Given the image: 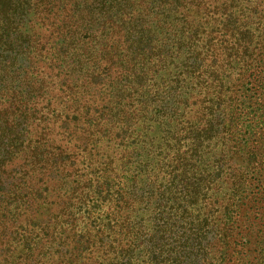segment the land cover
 <instances>
[{
    "label": "trees",
    "instance_id": "1",
    "mask_svg": "<svg viewBox=\"0 0 264 264\" xmlns=\"http://www.w3.org/2000/svg\"><path fill=\"white\" fill-rule=\"evenodd\" d=\"M197 4L196 0H0V223L26 215L35 226L44 223L48 235L51 221L54 234L58 226L70 225L74 233L69 244L79 264L84 252L105 238L107 244L102 246H116L121 252L133 249L134 227L123 211L135 201L146 206L174 202L183 214L175 212L173 223H160L163 231L170 226L169 253L178 254L177 246L183 252L170 264H264V126L259 125H264V74L263 68L247 74V62L241 65L239 59L240 46L246 44L242 53L251 50L254 57L251 44L256 38L263 41L264 9L246 15L240 7L228 15L223 33L236 24V33L249 43L233 41V52L227 53L243 69L214 79L197 74L207 60L205 53L211 50L208 55L216 58L213 37L200 44L198 36L202 38L212 23L206 29L211 35L218 23L213 17L203 21ZM160 15L163 19L155 22ZM174 20L179 31L171 35L166 30L162 37L163 23L170 27ZM223 41L228 42L229 36ZM260 50L251 63L256 68L264 59V45ZM222 55L219 59L224 62ZM168 59L178 70L158 75L159 70L149 66ZM134 60L145 68L135 88L136 78L126 77L123 83L133 74ZM192 65L194 70L186 69ZM168 79L177 87L174 94H166L171 99L163 115L167 112L177 126L182 123L174 131L186 132L185 141L176 138L173 169L153 165L144 179L145 168L135 174L139 158L135 154L149 155L145 148L153 144L150 135L155 131L151 121H158L152 109L154 103L162 104L155 102L156 96H166L165 89L159 91V82ZM226 82H231L229 90H223ZM132 93L143 98L138 99L141 105L125 101ZM250 111L253 117H245ZM254 127L260 129L259 135L253 133L246 146L245 135ZM205 137L216 139L218 155L231 156L237 172L223 176L215 164L207 162L210 172L208 164L202 166ZM142 141L146 144H139ZM112 145L120 155L106 153ZM237 168L257 174L246 181ZM143 180L149 186L144 191L142 184L138 186ZM81 223L85 225L80 227Z\"/></svg>",
    "mask_w": 264,
    "mask_h": 264
},
{
    "label": "rangeland",
    "instance_id": "2",
    "mask_svg": "<svg viewBox=\"0 0 264 264\" xmlns=\"http://www.w3.org/2000/svg\"><path fill=\"white\" fill-rule=\"evenodd\" d=\"M197 3L200 4V11L202 14L200 17H203V21L205 19L210 20V18L217 19V25L213 26L215 29L213 30V33L211 35H208L207 32H210V28H212V23L207 27L204 33H201L199 39V43L202 44L204 41H206V38L210 39L213 37V42L215 44L214 51L216 53V58L211 57L210 54L212 51L209 50L207 53L204 54L207 57V60L202 65V67H199V75H213L212 77L214 79L221 78L222 76L226 75L228 78V75H236L238 72H240L241 68L237 67L236 63L232 62L231 55L227 56L228 52H233V41H241L242 42H248V38H244L243 34L236 33V24L231 25L230 32L226 33L221 29L223 27V24L226 22V19L228 15L231 17L233 12H239L240 7L243 9L242 13H245L246 15H252L251 12L254 11L255 8L264 9V0H196ZM224 1H228L227 4H224ZM202 3V4H201ZM196 6V5H193ZM216 11V12H215ZM263 13V11H262ZM164 15H160L157 18H155V22L159 18L163 19ZM258 14L255 16V20L257 21ZM176 20L172 21V25L168 27L167 23H163V34L162 37H165L167 34L165 33L166 30H169V34H173L174 31L181 28V26L176 25ZM206 23L204 22V27ZM256 25V23H255ZM218 27V28H217ZM233 33L237 34L236 37L239 38V40H236V37L233 36ZM229 41L224 42L223 40L228 39ZM264 37V36H263ZM205 38V39H204ZM261 38H256V44L253 42L251 46H253L254 54L257 55V53L260 50V48H263L264 45V39L263 41L260 40ZM84 43L86 44L88 42V39H83ZM260 40V42H259ZM245 45H242L239 47V52L241 55V65L245 62L246 65L244 66V69H248L246 72L247 74L251 73L252 71H256V69L263 68V74H264V59L261 62V66L259 68H256L252 66L251 63H255V55L254 57H250L251 50L246 51V53H242V51L245 49ZM259 45V46H257ZM125 46H128V44H125ZM255 46V47H254ZM217 47V48H216ZM123 49V47H122ZM131 49L133 50L134 47L131 46ZM225 50L226 54L222 55L221 51ZM206 51V49H204ZM128 51L126 50V53ZM262 52V51H261ZM219 54L222 55L221 59H224V62L219 59ZM132 55L129 56V60L132 59ZM264 57V56H263ZM86 58V57H85ZM244 58V59H242ZM2 57L0 56V60ZM68 61V60H67ZM135 61L133 62V74L129 76H125L123 78V83H125V78L127 79H133L136 78L135 85H133V88L138 86L141 83V80L139 77H141L139 74L142 69H145L140 65V68L138 65L135 64ZM171 59H168L165 63L161 62H154L151 63L149 66L150 68L153 66L152 69L159 70L158 75H167L166 72L169 70H178L174 63H170ZM177 62V61H176ZM189 62V61H188ZM222 62V64H219ZM260 63V62H259ZM139 64V63H138ZM210 64H213V66L209 67ZM156 65V67H155ZM169 65V66H168ZM218 65H222V68H218ZM239 65V66H241ZM167 66V67H166ZM234 66V67H232ZM196 67V66H195ZM198 67V66H197ZM186 69L189 71L194 70V66H188ZM87 69H82V73L86 71ZM136 70V73L134 71ZM144 71V70H142ZM154 71V70H152ZM125 75V74H122ZM155 75V74H154ZM143 76V75H142ZM158 76L157 78H159ZM202 76L203 79L204 78ZM206 78V77H205ZM204 78V84L201 85L203 90H206V82ZM152 79L150 76L147 78ZM212 78L209 79V81ZM168 84V85H167ZM146 87L150 89L153 88V84L148 85L146 83ZM157 85V84H156ZM159 91L164 92V95L167 93L171 95L175 93V89L177 85L175 83H171L170 79L167 80L166 83L163 84V82H159ZM163 86V87H162ZM236 86V85H235ZM118 87V86H117ZM229 87H231V82L223 86V90H229ZM132 87L131 90H134ZM117 89V88H116ZM115 89V90H116ZM233 89V88H232ZM210 90V89H209ZM163 95V94H162ZM138 99H143L142 97H139L138 94L132 93V97L130 100L126 99V102L131 101V104L141 105L140 102H138ZM171 99V96H156V103H159L161 101V105L155 106L152 109V113H156V118L158 121H155L153 118L152 125H154L155 131L151 132L150 139L152 138L153 144L146 145L145 150L149 152V155L144 153L143 155H139L138 153L135 154L137 157V165L138 168L134 169L136 172L135 174H138L140 170H143L144 168L146 171L143 172V178H147L148 174L151 173L149 167L151 168L153 165L162 164L167 167V169H173L174 165H177L175 158L177 153H175V150L177 149L176 145L174 143H177L176 138L178 137L181 141H185L182 139L183 136L186 135V132H175L174 130H178V128L181 127L182 123L177 126L178 121H174V119L171 120L170 116L166 113L163 115V113L167 110L163 108L170 106V104H167V101ZM163 110V111H162ZM168 111V110H167ZM159 112V113H157ZM245 117L252 118L253 114L250 111V113L246 114ZM260 126H264L262 123H259ZM138 126V125H137ZM177 126V127H176ZM148 131V130H146ZM260 129L258 127H254V129L251 130V134H247L246 136V146L250 143H252V140L254 139V134L256 136L259 135ZM256 132V133H255ZM254 133V134H253ZM156 135L157 138H154L153 136ZM207 135V133L205 134ZM148 136L145 140H148ZM141 140V138H140ZM212 140V142H211ZM207 139L205 137L203 141V148H202V155L201 160L203 162L202 166L206 163L208 164V171L210 172V164L207 162H210L211 164H215L217 166V169L219 167L220 173L223 176L229 175L233 173V170L235 168H232L234 166L238 167L235 162H230L231 156L227 155H218L219 154V145L215 138L213 139ZM176 141V142H175ZM143 142V143H142ZM139 142V144L144 145L146 144L145 141ZM106 153L109 155H120V149H117V147L114 145L108 147L106 149ZM136 156L133 158L136 159ZM175 157V158H174ZM147 165H149L147 167ZM264 166V165H263ZM238 170V168H237ZM239 172L244 174V179L247 181L252 180L256 176V172H253L252 169H241L238 170ZM235 172L236 169H235ZM161 175V174H160ZM171 173L168 172L167 176L170 177ZM142 179V176L140 177V181ZM254 180V179H253ZM142 184L143 191L147 190V187H149L146 182L143 180L138 184L140 186ZM228 187L225 186L223 189H226ZM245 187V186H244ZM209 189V187H208ZM140 190V191H142ZM207 190V189H206ZM208 195H205V198H207ZM53 196L50 198V200H53ZM237 198V197H236ZM235 197L232 198L231 201H234ZM237 200V199H236ZM138 201V200H137ZM133 203L129 209H126L124 212V215L127 216V222L131 224L132 227H134V233L131 235L134 237V244L132 245V250H123L120 248H116V246H107L103 244H107L106 238L103 240V244L98 242L95 246H92L89 250L85 251V255L81 257V259L78 261L79 264H132L129 263V258L132 259V261H135V264H170L172 262L171 259L175 258L176 255L178 258H181L180 256L183 255L181 246H177L176 250H179L180 252L177 254V252H171L172 249V238L170 236L172 233L169 230L170 226H167V230L163 231L164 225L162 226L160 223L163 222H171L172 217L175 216V212L179 213L178 216H181L183 214V208L179 203H170L165 204L164 202H156L153 206H146L145 202L142 203ZM237 203V202H236ZM56 204V203H55ZM55 204L51 205V207ZM56 210V209H54ZM129 216H128V215ZM15 219V218H14ZM14 219L11 221H4L3 223H0V264H76L75 260L76 252L73 250V246H70L69 242L72 239L71 236L74 232H70V225L66 224L63 226V228L57 230V232L54 234L52 232V227L54 222L51 221L48 223L49 230L47 232L51 233V235L46 234L44 231L45 224L42 225H33L30 221L26 220V215H23L22 217H18L17 222H14ZM81 222V221H80ZM79 222V223H80ZM84 223H81L80 227L84 226ZM180 225V222H179ZM117 228V227H116ZM6 229V230H5ZM92 229V227H91ZM117 231V230H116ZM112 232H106L105 235H110ZM171 233V234H170ZM117 235V233L115 232ZM163 235L164 237H160ZM61 236V238H60ZM112 236H115L114 233H112ZM211 237V234L209 235ZM71 238V239H70ZM125 243V241H124ZM161 243V246L159 244ZM174 243V242H173ZM175 244V243H174ZM114 245H118V242L115 241ZM176 245V244H175ZM31 247H33L34 250L31 251ZM127 248V246H126ZM161 249L164 251L162 253ZM182 259H179L178 261L181 263ZM109 261L112 263H109ZM115 261V262H114Z\"/></svg>",
    "mask_w": 264,
    "mask_h": 264
}]
</instances>
